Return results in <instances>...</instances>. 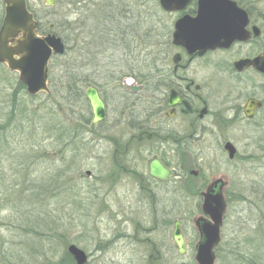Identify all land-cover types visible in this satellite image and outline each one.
<instances>
[{
  "label": "rangeland",
  "instance_id": "obj_1",
  "mask_svg": "<svg viewBox=\"0 0 264 264\" xmlns=\"http://www.w3.org/2000/svg\"><path fill=\"white\" fill-rule=\"evenodd\" d=\"M252 1L264 6V0ZM55 2L51 7L36 0L33 6L42 28L47 31L52 24L53 33L68 46L65 56L49 61V93L29 96L18 74L0 63V264H75L67 252L71 244L85 252L86 264H196L193 222L202 216L197 194L201 180L167 200L141 199L128 176L112 175L113 148L100 141L98 129L85 133V96L69 98L60 85L68 72L85 70V77L98 78L101 84L106 78L123 79L133 68L146 71L166 37L160 30L166 16L158 0ZM117 3L121 15L116 14L118 21L112 25L115 32L100 31L98 14ZM150 24L154 34L147 36ZM83 48L85 59L77 57ZM236 51L222 54L223 59ZM158 57L157 66L162 55ZM197 72L199 80L213 85L218 100L226 95L243 99L241 80L206 65ZM218 118L216 137L205 135L187 153L194 165L199 159L195 154L202 152L198 163L205 182H229L214 264H264V223L255 221L254 211L264 210V127L230 113ZM225 141L236 149L232 162L222 148ZM254 192L259 198L251 196ZM177 221L184 239L182 255L172 240ZM251 236L256 243L237 245Z\"/></svg>",
  "mask_w": 264,
  "mask_h": 264
},
{
  "label": "flooded vegetation",
  "instance_id": "obj_2",
  "mask_svg": "<svg viewBox=\"0 0 264 264\" xmlns=\"http://www.w3.org/2000/svg\"><path fill=\"white\" fill-rule=\"evenodd\" d=\"M25 1L27 10L36 23L37 34L45 36L53 32L49 30V26L47 31L42 28V21L33 7L36 0ZM53 1L56 3L55 0ZM230 1L242 11V14H239L240 19L242 20L243 17L245 19L243 29L242 24L235 27L244 31L246 38L244 41H235L227 49H208L202 53L188 52L185 47L173 43L172 34L174 25L179 19L197 16V1L192 0L182 10L173 12L163 11L159 6L166 16L160 26L166 37L162 51L158 48L153 54L154 63L147 69L146 81L139 82L135 79L136 74H131L123 79L116 77L112 81L106 78L98 85L85 84V93L91 87L97 90L105 112L104 118L94 124L91 108L85 96V133H92L98 129L100 141L113 148L109 157L114 166L112 175L128 176L135 186V194L141 199L167 200L170 194L173 196L182 194V191L188 190L193 181L201 180L197 194L202 200V193L220 179L222 185H216L214 189L217 191L222 186L220 191L225 201V190L229 182L223 178L205 182L203 177L205 173L198 163V160L202 159V152L197 151L195 159H199L192 165V160L187 157L190 156L187 154L188 150L195 148L205 135L216 137L214 134L219 130L217 122L222 120L218 118L221 115L230 113L234 118L240 116L248 124L261 122L264 127V73L257 69V63L256 67L249 63L242 69L235 68V63L238 61L252 62L260 57L261 60L264 59V6H260L259 1ZM119 6L117 3L108 11L100 13L101 23L115 30L112 25L118 21L116 14L121 15ZM4 12L5 5L2 0L0 27ZM146 32L147 36L154 34L152 24L147 26ZM10 45L14 46V43ZM235 48L237 51L229 60L223 59L222 54H227ZM126 50H129L128 46ZM158 55H162V59L161 64L157 66L155 57L159 58ZM204 65L223 70L233 80H241L244 87L243 99L241 95H226L225 98L218 100L213 85L202 82L197 77L198 66ZM126 78L132 80L126 81ZM137 81L139 83H136ZM125 85L137 87V91L125 89ZM23 88L25 89L24 86ZM226 143L230 142L223 143V150ZM236 155L235 149L233 159L228 160L232 162ZM155 161L167 171L173 172V175L166 180L151 176L149 166ZM188 161L189 163H186ZM88 175H90L89 171ZM251 196L259 198L260 193L254 192ZM254 211L257 215L255 221L264 223V210L256 208ZM161 226L164 229V226ZM258 229L260 228L257 227L256 230ZM255 239V236L244 237L237 245H251L256 243ZM163 243L164 241L162 247ZM155 253L159 252L155 251Z\"/></svg>",
  "mask_w": 264,
  "mask_h": 264
},
{
  "label": "water",
  "instance_id": "obj_3",
  "mask_svg": "<svg viewBox=\"0 0 264 264\" xmlns=\"http://www.w3.org/2000/svg\"><path fill=\"white\" fill-rule=\"evenodd\" d=\"M192 0H158L163 11L173 12L182 10ZM197 16L195 18L183 17L174 25L172 41L181 45L188 52L208 49H227L235 41H244L245 34L242 30L245 25L244 17L240 19L241 10L230 0H196ZM48 6L55 5L53 0H45ZM5 12L0 27V63L5 64L11 72H16L20 82L25 86L30 96L39 93H49L48 88V63L52 57L62 56L65 45L62 39L54 33L38 36L36 23L28 12L25 0H4ZM242 24V29H236ZM53 29V25H49ZM14 43V46L10 44ZM252 63L264 73V59H255L252 62L238 61L235 63L237 70ZM125 89L137 91V87L125 85ZM84 95L87 98L92 113V122L99 123L105 115L103 103L97 90L88 88ZM224 151L228 159H233L235 148L226 143ZM150 175L166 180L173 175L156 161L149 166ZM88 175V172H87ZM222 185V180H216L205 192L202 193V216L194 220V227L199 234V240L194 250L196 264H214L215 248L220 242V228L225 213V201L220 186L217 191L214 187ZM175 249L179 254L184 253V239L175 222L172 233ZM68 254L75 264H86L85 252L71 244L67 247Z\"/></svg>",
  "mask_w": 264,
  "mask_h": 264
},
{
  "label": "trees",
  "instance_id": "obj_4",
  "mask_svg": "<svg viewBox=\"0 0 264 264\" xmlns=\"http://www.w3.org/2000/svg\"><path fill=\"white\" fill-rule=\"evenodd\" d=\"M98 15H100V14H98ZM99 17H101V15ZM96 24H98V29L100 31H101V28L103 27L102 31H104V32L107 31L108 33H112V34L115 32L114 29H110L107 24L101 23V21H98ZM106 25L109 29H105ZM99 26H100V28H99ZM65 42H64V44H66ZM81 43L85 46V39H82ZM67 48H68V46H66V49ZM64 56H65V53H64ZM77 57H80V58L84 57V59H85V48L79 49V55ZM137 69L133 68V70H130V73H127L125 75L127 77H129L131 74H136L135 79H138L139 82L146 81L147 70L145 71L141 68H139L138 70ZM64 79H63L64 81L60 82L61 90H63L64 94L66 96H68L69 98L72 96V98H74V99L77 98L80 100L84 99L85 84L98 85L100 82V80L98 78H95V77L91 78L88 76L85 77V70H83L81 72H77V73L73 72V74L68 72L67 76ZM63 82H66V83H63Z\"/></svg>",
  "mask_w": 264,
  "mask_h": 264
}]
</instances>
